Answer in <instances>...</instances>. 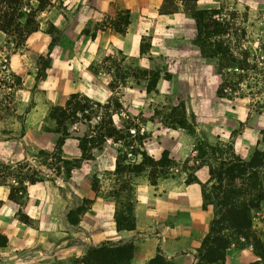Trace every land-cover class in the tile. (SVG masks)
<instances>
[{
	"label": "crops",
	"instance_id": "1",
	"mask_svg": "<svg viewBox=\"0 0 264 264\" xmlns=\"http://www.w3.org/2000/svg\"><path fill=\"white\" fill-rule=\"evenodd\" d=\"M184 1L185 4L183 0H64V10H61L55 6L56 0H50L53 5L40 12L37 28L41 30L49 23L62 32L63 38L50 49L45 77L38 78L36 66L26 62L22 46L3 54L2 60L8 63V72L16 77L19 88L15 116L11 121H8L10 117L0 118V163L12 168L26 165L28 171L29 163L38 164L39 152L53 153L57 135L48 113L52 106L63 107L71 94L79 92L90 100L107 103L114 95L109 89L105 67L111 59H118L124 68L139 66L147 70H152L154 60L159 61L161 66L157 71H161V77L154 93L165 98V92L171 90V84L162 76L165 57L180 56L178 44L186 40L193 42L196 35L195 23L187 13L188 0ZM227 1H233L239 11L248 8V12L253 13L264 8V0ZM220 2L222 0H196L191 8L194 11L221 10ZM118 13L128 15L124 33L115 31L110 24L99 26L103 19L112 20ZM19 20L25 24L24 19ZM85 28L98 31L83 33ZM0 36L4 37L2 32ZM145 38L148 40L146 52L136 57L135 51ZM38 40L39 36L32 38L33 51H48V44H37ZM193 54L197 67L204 64L214 71L211 59L202 57L199 50ZM177 64L178 71L185 69L189 75L186 61H177ZM25 67L28 71L23 75ZM128 83V93L140 89L136 83ZM15 88L9 86L8 90L13 93ZM122 89L121 86L117 90ZM128 103L131 108L137 107L135 100L130 99ZM257 126L253 132L230 140L218 136L213 144L227 143L235 156L248 160L258 149L264 120L257 122ZM78 136L65 140L61 148L63 159H81ZM185 137L177 130H156L144 144V151L154 158H160L162 152L167 151L172 160L184 162L195 156L194 150L189 152ZM119 154L118 144L107 142L95 159V174L80 168L72 170L67 177L61 173L55 181L33 184L24 181L22 207L10 199L11 187H16L17 182L8 181L7 185L0 186V234L8 239L7 245L0 248V264H74L86 255L90 245L104 241H132L134 251L130 264H148L158 249L172 264L196 263L194 253L207 236L214 218L212 206L202 208V186L209 183L208 168L197 169V181L193 183H187V172L177 169L174 176L158 177L155 183H151L146 172L132 175L129 186L135 229L118 231L115 223L118 201L114 192L121 186L115 172ZM137 161H141V156ZM40 168L51 173V169L42 165ZM93 175L97 180L96 188L89 183ZM64 187L67 198L73 199L77 206L83 201L89 202L79 215L77 228H67L62 222L68 205L61 192ZM19 209L30 223L19 220ZM258 260L252 246L243 244L227 249L222 264H252Z\"/></svg>",
	"mask_w": 264,
	"mask_h": 264
},
{
	"label": "rangeland",
	"instance_id": "2",
	"mask_svg": "<svg viewBox=\"0 0 264 264\" xmlns=\"http://www.w3.org/2000/svg\"><path fill=\"white\" fill-rule=\"evenodd\" d=\"M184 2L183 0L182 3L185 4ZM187 2L186 8L189 10L187 13L191 14L194 11L191 8L194 0H188ZM220 3L221 13L215 16V18L222 20L226 25L228 33L225 38L229 40V44L237 60H241L240 58L242 57L240 56L246 55L245 59L247 63L243 66L245 72H242L238 69V66H235L237 73L243 74L242 82L239 85L241 90L240 94L243 95L241 98L237 97L234 93H232V96H221L217 93L218 86L223 81L221 76L215 72L216 61L212 60L214 69L212 72V68L204 64L197 67V61L193 53L199 49L191 40H186L184 43L178 44L181 49L180 56H175V58L174 56L165 57V67L163 68L165 72L163 71L162 76L168 84H171V90L165 92V98L155 96V90L151 92L147 91L151 74L155 72L159 74V79L161 77V71H157L161 63L155 60L152 70H147L139 66H135L134 68L128 66L124 68L118 59H111L110 62L105 64V67L108 69L107 75H109L106 77L109 81V89L114 91V95L108 99L107 103L90 100L79 92L74 93L77 95L76 107H83L85 112L78 114L76 119L73 120L74 124L71 126V137L79 134L78 137L88 136L92 138V142L86 144V157L97 154L101 147L100 141L98 142L97 140L103 139L106 130L110 126L115 127V131L124 136H126L128 128H136L139 132V137L125 138L115 143L118 144L120 152L123 153V155L119 154V161L121 165L127 167L126 172L117 175V179L121 185L129 186L130 177L133 175L131 174V166L135 163H133L128 155H134V160L136 159V163H138L137 158L140 155H137V153L144 151V144L149 141L156 130L172 129L179 131L181 134H185V143L191 153L196 143L200 141L204 144L214 145L213 143H215L216 137L218 136L225 141L230 140L232 137L234 138L253 132V129L258 128L257 122H263L264 8L259 10V12L254 11L251 13L248 12V8L245 11L237 10L233 1L222 0ZM50 4H52L50 0H38V2H34L33 0H0V29L1 27L6 29V32H2L4 37L0 36V118L10 117L8 121H11L10 119L14 115V107L17 104L16 93H18L19 88L16 86V77L10 71L8 72V63L2 60L4 58L3 54H10L16 50V46H22L23 52L27 57L26 62L31 63V66L34 65L35 67L39 53L32 49V38L39 36L37 44L41 43L44 46L48 44V48L49 46L51 48L54 47L63 38L62 32L49 23L41 30L37 28L38 15H41L40 12L46 10ZM63 4L64 0H56L55 2V6L61 10H64ZM23 10H25L24 13L22 12ZM61 12L63 13V11ZM125 18V13H118L112 20L103 19L99 23V26L102 27L110 24L113 29L118 27L124 30ZM19 19H24L25 23H27L23 24ZM40 20L42 19L40 18ZM27 24L28 26L26 27ZM38 31L41 34L34 35ZM90 31H94L92 34H95L98 29L89 30L85 28L83 33H90ZM188 36L189 31L187 30ZM147 46L148 40L145 38L136 49L135 56L140 57L142 53H145ZM45 52L47 51H43V56H45ZM179 60L182 62L186 61L190 68L188 71L189 75L186 74L185 69L184 72L181 70L178 71L177 61L180 62ZM41 63L42 61L39 63V67ZM95 69L97 71V67ZM27 71L28 68L25 67V73L23 75ZM45 75L44 71L38 70V78L43 79ZM106 78L104 77V79ZM127 81L136 83L140 89L128 93L129 83L127 84ZM9 86H12V88L16 87L14 89L15 92L11 93L8 90ZM121 86L123 87L122 91H118L117 89ZM130 99L136 101L137 107H130L128 103ZM53 107L55 106L51 108ZM183 111L186 114L188 122L195 130L193 134H189L182 129H174L173 127L174 121L178 120L179 115ZM86 116H88L89 120L85 119ZM148 121L152 122V124H148ZM260 140H262V136L261 138L258 137L259 145L256 146L258 149L262 148ZM107 142L112 141L106 140L105 144ZM224 144L227 145V143ZM53 154L54 152L44 155L38 153L37 163L48 169H54L56 172L62 173L63 177H67L68 173L62 168L63 165L58 162L57 156ZM125 154H127V161L124 159ZM154 159L158 160L159 158ZM188 161L190 163L187 168H191L193 161L192 159ZM184 162L178 163L179 165L174 168L169 166H150L147 167L145 172L149 174L150 181L155 182L158 177L174 176L176 169L185 171L182 165ZM82 166V169L87 168V161H83ZM15 169L17 170V168ZM7 181L13 182L14 177H9ZM14 188H18V185ZM130 194L128 191L127 194L126 192H119L116 195L118 211L123 210L125 205L132 199ZM17 196L19 195L17 194ZM253 217L255 230H257L258 235L264 238V204L258 211L253 213ZM199 264L206 263L199 262Z\"/></svg>",
	"mask_w": 264,
	"mask_h": 264
},
{
	"label": "trees",
	"instance_id": "3",
	"mask_svg": "<svg viewBox=\"0 0 264 264\" xmlns=\"http://www.w3.org/2000/svg\"><path fill=\"white\" fill-rule=\"evenodd\" d=\"M38 2V0H36ZM196 1V0H194ZM221 10L210 11H193L190 17L195 23L196 35L193 44L199 49L200 54L207 59L215 60V72L221 76L222 83L219 84L217 93L221 96L236 94L237 97H242L239 85L242 82V75L237 73L235 66H238L242 72H245L244 65L247 63L246 55L237 60L234 55L227 36V29L224 22L215 16L220 15ZM21 17V16H20ZM125 27L128 24V15L125 13ZM27 23V22H26ZM25 23V24H26ZM28 24L26 25V27ZM119 33H124L118 27L114 28ZM1 32H6L4 27H1ZM244 33V32H243ZM242 33V34H243ZM49 50L38 54V59L35 66L38 70L44 71L49 65ZM45 60L43 61V59ZM42 61L40 67L39 63ZM237 69V68H236ZM148 73V71L145 70ZM159 80V74L153 72L151 74L150 83L147 85V91L151 92L156 89ZM264 95V93H263ZM77 95L73 94L66 101L63 107L55 106L51 108L48 113V119L53 123V132L57 135V142L55 145L54 156L63 165V169L70 174L74 169H80L83 161H87V168L95 174V159L100 154L102 146L106 140H111L113 143L122 141V139L130 137H139L137 135L131 136L129 128L126 131V136L118 134L115 127L110 126L105 132L100 141V148L97 154L86 157V144L92 142V138L88 136L77 137L79 142V149L81 150V159L79 160H65L62 156V146L66 139L71 138L72 124L74 119L80 113H84L83 107H76ZM88 102L87 100H84ZM99 105V104H98ZM74 106V107H73ZM75 109V110H73ZM70 110H72L70 112ZM88 119V116L85 117ZM174 129H182L189 134L195 133L193 126L188 122L186 114L181 112L178 120L174 121ZM123 130V129H120ZM119 130V132H120ZM262 148L256 149L248 160H242L232 153L231 146L218 142L214 145L204 144L203 142L196 143L194 147L195 156L192 158L193 164L191 168H187L189 161L186 160L182 165L185 172L188 173L187 183L196 182L195 171L203 166L208 168L209 183L202 186L203 210L212 206L214 209V218L210 222L207 236L201 243L200 248L194 253V258L197 260L195 264L203 262L206 264H222L225 257V252L230 247H237L242 244L252 246L258 261L252 264H262L264 262V238L258 235L254 227L253 213L258 211L264 204V131L261 140ZM40 155L46 153L39 152ZM120 155L123 153L120 152ZM142 160L138 163L134 162L131 166V174L134 176L145 173L147 167L169 166L171 168L177 167L179 164L169 158V153L163 151L161 157L155 160L152 156L147 155L146 152L137 153ZM134 156V155H132ZM127 154L124 155L126 160ZM127 161V160H126ZM212 162V163H211ZM131 164L130 162H128ZM132 165V164H131ZM30 169L26 171V165H19L15 168L0 163V186L8 184V178L13 176L14 181L18 183V188L11 187L10 199L15 201L20 207L23 206V196L25 187L23 182L27 181L29 184L40 182L44 180L55 181L61 174L51 169V173H45L40 164L29 163ZM16 172H15V170ZM127 167L121 165L119 157L117 160L116 174L124 173ZM26 173V174H24ZM149 177V174H148ZM89 183L93 188L97 186L96 176L89 177ZM155 183V182H151ZM131 188L127 185H121L114 192L117 195L119 192L126 194L130 192ZM61 192L67 199L68 205L63 214L62 222L67 228H77L79 224V215L89 202L83 201L80 206H77L75 201L67 198V188H62ZM21 193V197L17 196ZM117 198V197H116ZM129 201V200H128ZM134 203L130 200L123 210L116 212L115 223L118 231L127 230L133 231L135 229L134 218ZM18 218L24 223H30V219L22 213L21 209L18 212ZM8 239L5 235L0 234V248L7 245ZM134 245L132 241L128 242H108L104 241L98 245H90L87 253L81 259L75 261L74 264H130L133 256ZM148 264H172L158 249L157 255Z\"/></svg>",
	"mask_w": 264,
	"mask_h": 264
},
{
	"label": "built area",
	"instance_id": "4",
	"mask_svg": "<svg viewBox=\"0 0 264 264\" xmlns=\"http://www.w3.org/2000/svg\"><path fill=\"white\" fill-rule=\"evenodd\" d=\"M129 133H130L131 136H135V135H137V129L136 128H131V129H129ZM128 157L132 159L133 163L136 162V159L134 160V156L129 154Z\"/></svg>",
	"mask_w": 264,
	"mask_h": 264
}]
</instances>
